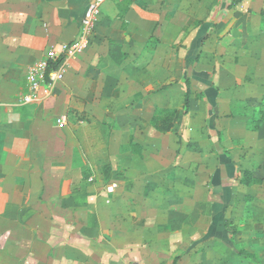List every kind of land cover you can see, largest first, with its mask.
I'll return each instance as SVG.
<instances>
[{"label":"crops","instance_id":"crops-1","mask_svg":"<svg viewBox=\"0 0 264 264\" xmlns=\"http://www.w3.org/2000/svg\"><path fill=\"white\" fill-rule=\"evenodd\" d=\"M90 1L0 0V264H173L184 238L199 236L193 175L210 174L208 238L224 236L234 199L220 175H264V0H106L63 81L23 103L29 71L78 35ZM176 78L182 99L189 86L187 116L162 133L151 118ZM219 130L227 147L215 161ZM184 135L188 153L177 155ZM199 135L212 148L204 164ZM183 168L189 197L166 199V175ZM255 200L262 218L264 198Z\"/></svg>","mask_w":264,"mask_h":264},{"label":"rangeland","instance_id":"rangeland-1","mask_svg":"<svg viewBox=\"0 0 264 264\" xmlns=\"http://www.w3.org/2000/svg\"><path fill=\"white\" fill-rule=\"evenodd\" d=\"M192 21L193 26H196L200 23L199 20H193ZM184 29L189 32L191 22H184ZM46 57H42L37 62H40ZM190 63L186 62L183 66V72L184 74L188 73L187 70L190 69ZM35 66V65H33ZM177 66H179L177 64ZM181 79H168L166 81L165 86L163 89H166L167 91L169 86H173L172 94H167V97L165 100L161 99L162 102H165V108L161 106V108H157L155 110L158 111L160 109L163 110H169L174 111V117L173 120L176 118L178 122H183L184 117L187 116V114L184 112V94L183 99L181 96L179 97V91L177 89L176 82L179 83ZM183 84H181V90H183ZM161 89V90H163ZM199 94L198 92H196ZM200 110H205V108H200ZM154 112V113H155ZM163 112L160 110V113ZM209 112V111H208ZM257 112L254 113L255 116H257ZM182 120V121H181ZM218 139L215 142V152L217 154V157L215 159L219 161V156H221V160L223 159V152L227 147V142L223 141V133L221 130L218 131L217 136ZM181 144L179 151H176L177 155H181L180 153L186 154L188 153V145L186 142L189 141V137L183 136L180 138ZM190 142V141H189ZM199 145L196 146V150L198 153H201V156L199 157L200 163L202 162V153L211 152L212 148L208 145L206 140L203 138V135H199ZM210 148V149H209ZM228 152V150H225ZM168 156H170V150H167ZM221 152V154H219ZM206 162V160H204ZM210 162L207 161V164ZM212 163V161H211ZM204 164V163H203ZM186 168H183V174L181 176L179 174H172L168 172L166 175L167 179V186L165 187V190L162 191L161 194L166 199L171 197H176L179 199H185L188 198L190 195V189H188L189 182L191 181V175L184 173ZM168 170H170V167H168ZM248 174H234L233 179L228 180L227 175L222 174V180L221 182H224L225 185H229L231 187H235L233 190L234 193V199L231 203V212L230 215H227L224 220H221L220 227L221 230H224V232H221V235L217 238H208L206 235H204V230L208 229L210 224L212 223V214L208 213V206L206 202H208L210 193L212 190V187H210V181L209 177L210 174L200 172L197 175L198 176V200L200 201V204L198 206V224H199V236L197 238H191L187 239L184 238V251L179 256H175L173 260V264L182 263V264H263L262 261L257 257V255L252 251L253 246H257L258 242L260 243L259 246H264V244H261L260 240L264 237V217L258 218L255 217V211L260 208L257 206L255 198L262 197L264 198V186H260L262 184V180L264 179V175L261 177L258 174L254 175L252 172L247 171ZM106 180L109 181V175L105 173ZM245 180H251L252 178L260 180L256 184H250L249 182L243 183L241 179ZM240 181V183H239ZM175 182H181L180 185H177L178 189L170 188V185H172ZM259 184V185H258ZM222 186H224L222 184ZM254 186H256L254 188ZM259 194V195H258ZM216 195V192H215ZM185 208V207H184ZM189 208V207H188ZM168 211L167 214L170 215L173 212V208H171V211ZM184 220L190 221V216H184ZM259 222V227L255 225V222ZM169 223V228L172 229V222L167 221ZM188 222L183 223L184 229L189 230L190 226ZM171 223V224H170ZM223 226V227H222ZM169 236V235H168ZM169 239V238H168ZM186 239V240H185ZM223 239H225V248L226 245L230 244V250L229 252L225 251L223 252ZM256 241V242H254ZM263 241V240H262ZM185 242H189L185 243ZM193 244H191V243ZM257 244V245H254ZM192 247V248H191ZM260 249V247H258ZM210 249L211 251H209ZM165 254V251L163 252ZM227 254V256H226ZM167 255V252H166ZM161 262L166 263L170 260L165 258H162V255L160 253ZM166 259V260H165ZM168 260V261H167ZM169 264H171L169 262Z\"/></svg>","mask_w":264,"mask_h":264},{"label":"built area","instance_id":"built-area-1","mask_svg":"<svg viewBox=\"0 0 264 264\" xmlns=\"http://www.w3.org/2000/svg\"><path fill=\"white\" fill-rule=\"evenodd\" d=\"M105 1L91 0L81 18L78 35L64 43L60 49L48 51L46 57L33 66L27 76L29 93L22 99L23 103H32L50 96L63 81L69 61L80 56L90 45L96 14ZM56 124L62 128L65 125V118L63 116L57 118ZM116 186L115 182H110L105 186V190L112 193Z\"/></svg>","mask_w":264,"mask_h":264},{"label":"trees","instance_id":"trees-1","mask_svg":"<svg viewBox=\"0 0 264 264\" xmlns=\"http://www.w3.org/2000/svg\"><path fill=\"white\" fill-rule=\"evenodd\" d=\"M131 0H128V2ZM187 82V81H186ZM189 108V86H187L184 98V112L186 113ZM160 110L163 111L160 113ZM156 111L151 118V125L157 131L166 133L173 127L174 111L160 109ZM248 174L247 171L243 173ZM243 183L249 182L250 184H256L260 180L252 178L251 180L241 179Z\"/></svg>","mask_w":264,"mask_h":264}]
</instances>
